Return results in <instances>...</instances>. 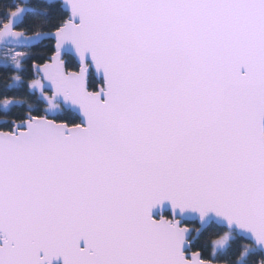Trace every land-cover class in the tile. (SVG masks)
I'll use <instances>...</instances> for the list:
<instances>
[{
    "label": "snow or ice",
    "instance_id": "obj_1",
    "mask_svg": "<svg viewBox=\"0 0 264 264\" xmlns=\"http://www.w3.org/2000/svg\"><path fill=\"white\" fill-rule=\"evenodd\" d=\"M0 264H264V0H0Z\"/></svg>",
    "mask_w": 264,
    "mask_h": 264
}]
</instances>
